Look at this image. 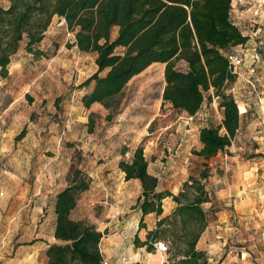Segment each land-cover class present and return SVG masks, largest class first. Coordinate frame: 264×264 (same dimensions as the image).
<instances>
[{
  "label": "trees",
  "instance_id": "obj_1",
  "mask_svg": "<svg viewBox=\"0 0 264 264\" xmlns=\"http://www.w3.org/2000/svg\"><path fill=\"white\" fill-rule=\"evenodd\" d=\"M0 81L9 77L12 57L24 40V50L39 59L45 54L36 48L54 17L62 19L74 41L66 44L79 53L93 54L97 71L79 87L92 91L81 98L86 109L94 103L116 111L129 81L152 64H163L162 103L188 116L198 113L213 98L218 101L222 120L199 130V150L192 154L204 160L230 147L241 116L228 92L236 81L229 70L226 54L243 45L247 38L230 20L232 0H0ZM116 35L113 37V31ZM183 62L185 70L176 64ZM103 75H100L102 74ZM57 98L55 103H58ZM111 120V115L106 116ZM88 118L87 126L93 128ZM25 135V129L15 138ZM128 152L122 147L120 155ZM118 168L125 181L138 180L141 193L136 199L145 229L144 217L153 213L155 228L145 240L134 237L135 247L155 253V244L165 241L167 259L163 264H208L197 243L208 226V213L202 205L212 203L205 183L210 170L205 167L198 177H189L176 196L157 191L158 178L148 173L144 148L137 146L129 161L120 160ZM67 186L55 196L54 238L46 250V264H102L99 243L102 234L86 221H74L70 214L80 196L89 190L91 178L78 167L71 168ZM171 197L177 204L168 216H162V201ZM215 213V212H214Z\"/></svg>",
  "mask_w": 264,
  "mask_h": 264
},
{
  "label": "rangeland",
  "instance_id": "obj_2",
  "mask_svg": "<svg viewBox=\"0 0 264 264\" xmlns=\"http://www.w3.org/2000/svg\"><path fill=\"white\" fill-rule=\"evenodd\" d=\"M0 6L6 8L8 3L0 2ZM249 24L247 19L245 26L252 33L254 28ZM115 35L114 30L112 36ZM72 37L65 24L55 17L45 32V39L36 46L45 55L39 59L33 58L24 50L26 40L22 41L19 51L12 57L16 63L21 62L22 68L14 71L10 65L11 74L0 81V208H11L10 213L1 211L3 220L15 215L13 208H39L42 203L46 204L45 208L52 207L54 184L58 185L59 182L46 181L48 172L59 173L60 179L66 181L70 169L78 167L96 177L103 164L114 162L123 142L135 145L145 129L149 135L139 145L144 148L148 163L158 161L162 164L164 176L187 166L188 173L198 177L202 168V163L191 153L199 147L195 134L190 131L186 137H181L176 131L183 113L162 103L164 65L152 64L142 75L133 79L119 97L120 106L116 111L105 109L100 104L86 109L81 98L92 90L79 86L96 72L95 56L68 48L66 44H71ZM250 44L264 62V33L253 37ZM247 60L243 68H249ZM176 68L183 71L186 65L178 62ZM7 94H12L17 100L16 107L11 111H5L9 102ZM26 95L28 99L24 100L27 105H20L19 100ZM57 98L59 102L55 103ZM159 101L161 105L157 115ZM29 111L32 113L25 127L32 136V158L25 156L29 152L21 142H18L20 147H12L13 142L17 143L14 136L20 132L23 127L21 123ZM214 113V123L217 124L218 114L216 111ZM108 114L111 115L109 121L106 120ZM154 115L156 119L150 126ZM90 117L94 124L92 131L87 126ZM130 153L123 160L127 161ZM225 153L229 157L234 151L227 149ZM214 162L210 167L211 178L205 183L212 194V203L202 205L208 213L209 223L197 243V249L206 254L208 264H220L225 256L230 255L242 259V253L255 258L264 253L262 227L249 225L248 228L236 223L224 228L217 223L223 215V208L215 200L212 190L214 177L223 171L225 161ZM41 186V193H37ZM40 194L48 195L42 197ZM135 204L133 195L121 202H117L116 197L107 196L99 203H88L90 208H114L117 205L136 208ZM165 208L168 206L165 205ZM4 227L0 228V239L12 229L7 223H4ZM22 233L24 239L29 238L30 232H24V227L19 226L10 246ZM141 238L144 239V235ZM163 243L166 248L169 247L167 242ZM166 252L155 250L163 263L167 259ZM250 263L258 264L254 260Z\"/></svg>",
  "mask_w": 264,
  "mask_h": 264
},
{
  "label": "crops",
  "instance_id": "obj_3",
  "mask_svg": "<svg viewBox=\"0 0 264 264\" xmlns=\"http://www.w3.org/2000/svg\"><path fill=\"white\" fill-rule=\"evenodd\" d=\"M230 15L237 25L240 23L245 24L247 19L248 21L250 20L249 14L238 6L232 9ZM59 20L64 23L62 19ZM73 41L74 38L72 37L70 43ZM20 63L12 60L10 64L11 68L14 71H18V68H22V64ZM145 71L134 76L129 83ZM9 74H11V71H9ZM233 86L239 101L237 106L241 116L240 127L230 147L227 148L234 151V153L228 157L225 151L219 152L209 160L192 155L202 163L200 171L205 165L210 170L212 164L216 163L214 162L215 160L217 162L220 160L225 161L223 171H220L214 177L215 186L214 190H212L215 200L223 208V215L218 219L217 223L222 224L224 228L229 224L236 223L247 225L248 228L249 225L253 228L262 227V239L264 241V62L262 61L253 68L245 67L240 69ZM89 87L92 90L93 83ZM24 97L19 100L20 105H27L24 99H28V96ZM7 98L9 102L5 111H11V109L16 107L17 100L12 94H7ZM95 104L98 103H94L93 105ZM160 105L161 102L159 101L157 115H159L158 110ZM215 111L218 114L217 124H219L222 120V113L218 109V101L215 98L211 102H205L200 111L194 116H188L186 113L181 112L184 117L180 118V121L177 123L178 128L176 131H178L181 137H186L187 133L192 131L198 140L201 128L216 125L214 123ZM31 113L32 111H29L25 114V118L21 123L23 127L20 132L31 117ZM155 119L156 115L150 120V126L151 122ZM20 132L15 134L14 139ZM148 135L145 129L138 136L139 140L135 145L123 142L121 146L128 149V152L124 156L120 155L122 148L120 147L114 162L103 164L96 177L88 174L91 178L90 188L80 196L76 208L70 214L72 220L86 221L88 224L95 226L96 230L102 234L99 250L102 260L108 264H163V259H160L157 253H147L145 248L135 247L134 245L135 236L144 241L145 238L142 239V235L145 237L148 231L155 228L158 218L153 213L144 217L146 228L139 230L138 225L141 219L139 208H124L122 205L121 207L117 205L114 208H90V205H88L90 202L91 204L99 203L100 200L107 196L116 197L117 202L123 201L130 195H133L134 199L139 197L141 193L139 181H125V175L119 170L118 163L120 160L128 157L130 152L132 154L133 150ZM31 137L30 131L26 126L24 137L16 141V144L13 142L12 147H20L18 142H21L29 152V155L25 154V156L32 158L34 146L30 143ZM200 148L201 145L199 143L198 149L194 150H199ZM221 154H223V157H220ZM130 158L131 156H129L127 161ZM161 165L158 161L148 163V173L158 178V192L169 191L172 195L176 196L182 191V185L191 176L188 173L187 166L184 169L164 176ZM209 174V178H211V171ZM48 176L49 178L46 181L59 182L58 185L54 184L55 192L52 197L55 200L57 193L67 186V179L66 181L61 180L59 173L55 174L53 171L48 172ZM41 190L42 186L37 190V193H41ZM40 195L47 197L48 194ZM210 195L212 196L211 193ZM165 205L168 208H165ZM176 206L177 204L172 201L171 197L165 198L162 201V216L170 215ZM45 207L46 204L42 203L39 208H13V214L15 215H9L5 220L2 219L1 211L7 210L10 213L11 208H0V228L4 227V223H7L10 229L12 228L7 236L0 239V264L47 263L46 250L50 245L58 244V242L54 238L56 221L54 203L51 208ZM19 226L24 227V232H30V236L28 239H24L25 235L22 233L15 244L10 246L12 237L17 234ZM241 255L242 259L235 258L233 255L225 256L220 264H252L250 263L252 260L258 264H264V253H260L255 258H252L247 253H242Z\"/></svg>",
  "mask_w": 264,
  "mask_h": 264
},
{
  "label": "built area",
  "instance_id": "obj_4",
  "mask_svg": "<svg viewBox=\"0 0 264 264\" xmlns=\"http://www.w3.org/2000/svg\"><path fill=\"white\" fill-rule=\"evenodd\" d=\"M238 6L241 10L245 11L250 16L251 27L254 30L249 32L245 26V24H236L234 20H232L230 15V20L241 32V34L247 38V41L240 46L235 47L233 50L229 51L226 54V58L228 60L229 70L238 75L240 69L245 66L246 60L248 61L249 67L253 68L262 62V56L258 54L253 46H251V41L253 37L264 33V0H233L231 5V11ZM228 92L233 96L236 104L238 105V98L236 97L235 88L231 86ZM155 248L160 253L166 252V246L162 242H158L155 244ZM102 264H108L105 261H102Z\"/></svg>",
  "mask_w": 264,
  "mask_h": 264
}]
</instances>
